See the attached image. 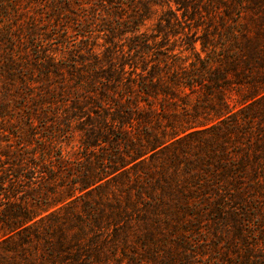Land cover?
Listing matches in <instances>:
<instances>
[{
	"label": "rangeland",
	"instance_id": "1",
	"mask_svg": "<svg viewBox=\"0 0 264 264\" xmlns=\"http://www.w3.org/2000/svg\"><path fill=\"white\" fill-rule=\"evenodd\" d=\"M263 139L264 0H0V264H264V161L243 212L175 192Z\"/></svg>",
	"mask_w": 264,
	"mask_h": 264
},
{
	"label": "trees",
	"instance_id": "2",
	"mask_svg": "<svg viewBox=\"0 0 264 264\" xmlns=\"http://www.w3.org/2000/svg\"><path fill=\"white\" fill-rule=\"evenodd\" d=\"M224 79L225 77L219 79L213 78V83H216L218 80L222 81ZM247 102L248 101L243 102V105ZM227 115L228 118H232L233 116H235V114L230 111L226 114V116ZM226 116L219 117V123L223 124L225 121H227L226 119H224ZM215 127H217V124L216 126L213 125L208 129H214ZM185 131L186 130H181V134H185ZM176 137H179V135H177ZM176 137H174V139ZM182 139L183 138H178L174 141V143H179ZM244 145L245 146H243L240 150H238V148L234 150V153H236L237 155L235 157L232 156V152H228L226 149L220 146L219 150H217V153L219 154V160H217L216 163L206 162L207 164L205 165V168L200 169L196 175H192V177H190V182H185L183 190H180L178 188L175 191L178 193L177 197H181L184 201L188 200L189 198H197L199 202H207L208 205H206L208 208L205 210L204 215L208 216L211 219L223 218L228 214H231L229 212L237 213L236 211L243 212L244 210H246L247 206L249 207L254 203L255 197H253L252 194L256 190V187L259 186L257 185V181L248 178L247 174L249 172V168L255 169L256 174L254 172L253 175L255 174L256 176H254L256 177V180H259V174L257 176V170L260 169V164L262 166L261 161H264V139ZM174 147H171V145H165L164 143H161L157 146L149 144L148 147L145 148L147 150L145 154L140 155L138 153H135L134 156L131 157V161L129 163L125 164L124 160H122L121 162H119L118 160H110V170L102 171L99 176L94 178V182L91 184H88V182L84 180L81 182V186L79 188H76V186H74V195L68 196V199H71L73 197L75 198L76 191L77 193H83L92 186H95L94 189L100 188L105 182L109 181L108 178L110 176H112L111 179H114L115 181L122 173L129 172L128 170L136 171L137 174L134 176V182L136 181L138 184H140L141 177L139 175L140 170L138 169H142L145 166L146 161L145 159H142L143 155L152 153L150 157L155 158L159 154L167 151L170 152ZM130 164L133 165L128 167ZM183 171L186 170L183 169ZM104 173L107 174V176H104ZM158 185L159 190L164 195H167L168 192L166 189L164 190L162 184L158 182ZM169 189L173 191V188L169 187ZM148 195L150 194L147 193L144 196H140L139 193L138 198L144 200L145 202H147V198L151 200L154 199V195ZM194 207V205H191L190 207L186 205V207L183 209L187 211V213H190V211H194ZM194 216L200 217L202 215H199L197 213L194 214ZM25 225L26 224L19 225L17 228L12 229L10 232L12 233L18 229H21L22 227H25Z\"/></svg>",
	"mask_w": 264,
	"mask_h": 264
},
{
	"label": "snow or ice",
	"instance_id": "3",
	"mask_svg": "<svg viewBox=\"0 0 264 264\" xmlns=\"http://www.w3.org/2000/svg\"><path fill=\"white\" fill-rule=\"evenodd\" d=\"M164 3H175V0H164ZM177 7H179L178 4ZM173 11H175V9H173Z\"/></svg>",
	"mask_w": 264,
	"mask_h": 264
}]
</instances>
